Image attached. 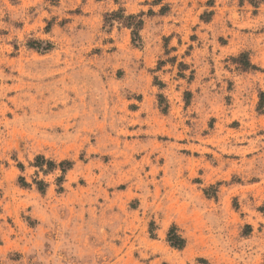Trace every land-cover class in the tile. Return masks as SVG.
<instances>
[{
  "label": "rangeland",
  "instance_id": "374dc122",
  "mask_svg": "<svg viewBox=\"0 0 264 264\" xmlns=\"http://www.w3.org/2000/svg\"><path fill=\"white\" fill-rule=\"evenodd\" d=\"M261 93L264 0H0V264H264Z\"/></svg>",
  "mask_w": 264,
  "mask_h": 264
},
{
  "label": "trees",
  "instance_id": "16d2710c",
  "mask_svg": "<svg viewBox=\"0 0 264 264\" xmlns=\"http://www.w3.org/2000/svg\"><path fill=\"white\" fill-rule=\"evenodd\" d=\"M116 19L118 20H122L124 23V26L126 28H128L129 30L132 31V36H133V42L134 44H136L138 42V40H141V36H140V31L143 29L144 26V21L141 18V16H135V15H131L128 17H124V15H120L117 13H113L111 15H108V18L106 19L107 23H112L114 22ZM245 68H249L251 66V63L249 61L245 62L244 64H242ZM162 98V97H161ZM261 101H260V107L263 108L264 107V93H261L260 95ZM45 165H47L48 169H54L57 168V165L52 162V161H46V159L44 157H37L36 159V166L39 168H43ZM59 167L61 168L62 172L65 173L67 170L71 169L72 167V163L70 162H62ZM20 168H22V165H20ZM22 180V186H28V184L26 183V181L21 178ZM39 190H44L46 184L44 182H37L36 183ZM168 242L170 243V245L174 248L177 249H182L184 248L186 241L185 239H183L180 235H178L177 231L175 228H172L168 234Z\"/></svg>",
  "mask_w": 264,
  "mask_h": 264
}]
</instances>
